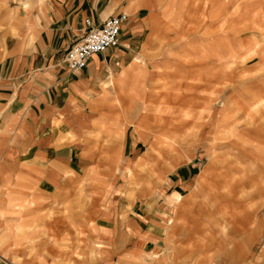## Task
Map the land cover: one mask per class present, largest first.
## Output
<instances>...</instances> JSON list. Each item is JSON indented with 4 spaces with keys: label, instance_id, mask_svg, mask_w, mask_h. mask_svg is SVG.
Instances as JSON below:
<instances>
[{
    "label": "crops",
    "instance_id": "0c3cea01",
    "mask_svg": "<svg viewBox=\"0 0 264 264\" xmlns=\"http://www.w3.org/2000/svg\"><path fill=\"white\" fill-rule=\"evenodd\" d=\"M163 9L164 0H0V264H232L247 256L243 235L214 227L189 201L167 216L177 205L166 196L178 200L196 186L197 163L155 165L151 150L144 163L158 177L167 172L155 189L161 200L145 198L126 215L116 200L129 189L119 171L137 168L139 145H157L149 133H131L123 114L131 118L149 97L133 93L135 82L157 77L148 54ZM119 13L127 19L118 45L69 70L63 56L84 19L97 25ZM97 241L105 251L79 262L75 255L91 257Z\"/></svg>",
    "mask_w": 264,
    "mask_h": 264
},
{
    "label": "rangeland",
    "instance_id": "374dc122",
    "mask_svg": "<svg viewBox=\"0 0 264 264\" xmlns=\"http://www.w3.org/2000/svg\"><path fill=\"white\" fill-rule=\"evenodd\" d=\"M153 39L148 56L157 77L144 86L135 82L133 93L146 90L149 97L139 98L131 118L123 116L131 133L144 140L149 133L157 145H139L144 154L137 168L119 171V181L129 186L116 197L121 213L145 198L161 200L155 189L167 172L158 177L144 163L151 150L158 154L155 165L162 158L171 166L197 163L196 186L178 200L168 198L174 192L166 196L177 205L167 216L189 201L197 216L213 217L214 227L244 236L247 256L232 264H257L264 254V0H164ZM104 251L105 243L97 241L91 257H75L94 262Z\"/></svg>",
    "mask_w": 264,
    "mask_h": 264
},
{
    "label": "built area",
    "instance_id": "2783aa9c",
    "mask_svg": "<svg viewBox=\"0 0 264 264\" xmlns=\"http://www.w3.org/2000/svg\"><path fill=\"white\" fill-rule=\"evenodd\" d=\"M126 19L125 13H119L106 17L97 25H92L90 20L85 18L83 35L64 53L65 66L71 71L81 69L92 54L104 52L118 45L121 26Z\"/></svg>",
    "mask_w": 264,
    "mask_h": 264
},
{
    "label": "bare ground",
    "instance_id": "6f19581e",
    "mask_svg": "<svg viewBox=\"0 0 264 264\" xmlns=\"http://www.w3.org/2000/svg\"><path fill=\"white\" fill-rule=\"evenodd\" d=\"M221 101H222V100H221ZM222 102H223V101H222ZM220 105H221V104H220ZM170 146H171V147H174V145H173V144H171Z\"/></svg>",
    "mask_w": 264,
    "mask_h": 264
}]
</instances>
